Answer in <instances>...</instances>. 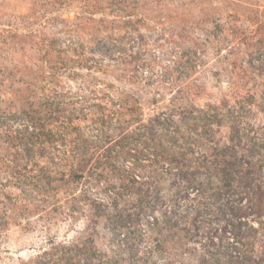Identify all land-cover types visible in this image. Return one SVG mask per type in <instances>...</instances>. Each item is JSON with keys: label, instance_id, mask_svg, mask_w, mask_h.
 I'll use <instances>...</instances> for the list:
<instances>
[{"label": "rangeland", "instance_id": "1", "mask_svg": "<svg viewBox=\"0 0 264 264\" xmlns=\"http://www.w3.org/2000/svg\"><path fill=\"white\" fill-rule=\"evenodd\" d=\"M232 155L264 188V0H0V264H264L241 182L174 197Z\"/></svg>", "mask_w": 264, "mask_h": 264}, {"label": "trees", "instance_id": "2", "mask_svg": "<svg viewBox=\"0 0 264 264\" xmlns=\"http://www.w3.org/2000/svg\"><path fill=\"white\" fill-rule=\"evenodd\" d=\"M229 149V148H226ZM227 151V150H224ZM229 151L224 155L228 156ZM232 159H227L224 157H216L213 160H206L204 158L202 160L200 168H198V172L196 173V177L200 176L198 180L195 181L193 179L187 178V187L184 191H180L176 193L174 197L179 196L180 194H183V197H191V193H195V199L198 200L199 204L201 205V209L203 208H209L211 207L209 204L210 202L207 200H217L219 199L218 197L221 196V192L225 190H231V187L234 186L235 182H241L240 183V188H242L245 193L243 194L247 200L250 198H254L259 196L260 200H262V195L264 194V188L261 186L260 183H258L257 179L259 177V172L255 171V169L252 167L251 162L248 163H242L241 160H238L237 156L232 155ZM245 165L249 169V175H243V171L245 170ZM134 180L135 183H137L139 180H137L135 177H132V181ZM238 191L237 189H235ZM191 191V192H190ZM241 193V192H239ZM156 200L158 198L154 194ZM180 198V199H181ZM165 205H172L170 211L166 210L164 211V217H163V222L169 226V228H173L174 224H178V210H179V205L180 202L178 201L177 198L175 199H167L166 202L164 203ZM259 204V205H263ZM252 205V204H250ZM202 210L199 212V215L201 214ZM175 220V221H174ZM158 222V221H157ZM161 222V221H160ZM159 222V224H160ZM171 222H173L171 224ZM156 223V222H155ZM158 224H155L156 226ZM251 234V233H249ZM214 236H209L207 238L208 244H212ZM238 240V239H237ZM235 242H242L241 241H235ZM208 253H210V246L208 245ZM237 255V254H236ZM237 261L236 264H243L242 260L244 258H241L240 255L236 257ZM231 263L230 259L227 260Z\"/></svg>", "mask_w": 264, "mask_h": 264}]
</instances>
